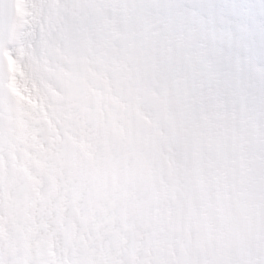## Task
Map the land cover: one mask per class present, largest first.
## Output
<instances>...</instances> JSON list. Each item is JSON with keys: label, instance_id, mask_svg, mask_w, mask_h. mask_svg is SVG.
I'll return each mask as SVG.
<instances>
[{"label": "clouds", "instance_id": "9594fccd", "mask_svg": "<svg viewBox=\"0 0 264 264\" xmlns=\"http://www.w3.org/2000/svg\"><path fill=\"white\" fill-rule=\"evenodd\" d=\"M0 264H264V0H0Z\"/></svg>", "mask_w": 264, "mask_h": 264}]
</instances>
